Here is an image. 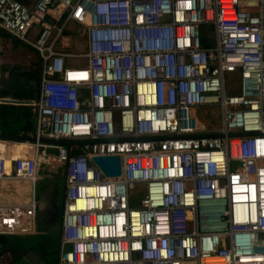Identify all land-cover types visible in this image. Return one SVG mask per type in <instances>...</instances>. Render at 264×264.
Listing matches in <instances>:
<instances>
[{
  "label": "built area",
  "instance_id": "obj_1",
  "mask_svg": "<svg viewBox=\"0 0 264 264\" xmlns=\"http://www.w3.org/2000/svg\"><path fill=\"white\" fill-rule=\"evenodd\" d=\"M33 1L0 0L42 60L33 140H0V190L32 186L0 235L37 232L38 170L62 169L58 264H264V0ZM70 26L85 48L57 51Z\"/></svg>",
  "mask_w": 264,
  "mask_h": 264
},
{
  "label": "crops",
  "instance_id": "obj_2",
  "mask_svg": "<svg viewBox=\"0 0 264 264\" xmlns=\"http://www.w3.org/2000/svg\"><path fill=\"white\" fill-rule=\"evenodd\" d=\"M20 1V0H19ZM29 1V0H28ZM21 2V1H20ZM28 6V5H27ZM38 29L33 30L31 36L33 35V39L36 36ZM72 33L68 31V29L64 33V39L68 34ZM84 36V33H81ZM85 37V36H84ZM17 39V38H16ZM18 40V39H17ZM20 41V40H19ZM22 42V41H21ZM23 46V45H22ZM25 48V55H27L28 59L25 60V68L16 71V68L11 71V75H5L7 69L4 67L3 71L0 70V105L3 107L7 106H16L19 107L21 112L24 114L25 112V123L29 120L28 112L32 114V121L34 126V131L36 129V121H37V112L34 111L31 107V103L37 102L39 100V94L32 92V87L34 82L29 79L28 75L36 74L37 64L41 62V79H42V60L38 53L25 44L23 46ZM30 48L32 50H30ZM57 51H76L82 50L78 47V49L74 50L68 47L65 44H59L56 47ZM1 55V50H0ZM1 59V56H0ZM1 62V60H0ZM25 73V76H24ZM18 86V87H17ZM41 86V82H40ZM15 88L17 90H15ZM19 89V90H18ZM40 92V87H39ZM9 99V100H17L23 101L22 105H13V104H4L1 103V100ZM31 134V133H30ZM29 134V135H30ZM0 135H3L0 133ZM28 136L18 135L12 136L20 139H15L14 141H28ZM11 136V135H6ZM22 138V139H21ZM3 140V139H0ZM30 141V139H29ZM29 146L27 145H13L10 147V154L18 158L23 156L24 153L27 154L29 150ZM7 151L5 145L0 143V153L3 155ZM40 176H51L53 173L41 167L38 170ZM8 188H10V194L5 192L4 189L0 190V201L4 203H14V204H22L26 201H29L32 196L31 191V183L25 182L20 183L19 185H15L16 183H6ZM11 186V187H9ZM9 192V191H8ZM54 191H52L51 199L48 207L46 208H38L37 210V232L32 235L25 234H9V235H0V264H58L59 258V250L61 245V233H60V218L56 217L52 212V204L55 199H53Z\"/></svg>",
  "mask_w": 264,
  "mask_h": 264
},
{
  "label": "rangeland",
  "instance_id": "obj_3",
  "mask_svg": "<svg viewBox=\"0 0 264 264\" xmlns=\"http://www.w3.org/2000/svg\"><path fill=\"white\" fill-rule=\"evenodd\" d=\"M33 0H29L28 6L31 7L33 5ZM68 31H71L72 33L68 34L64 41L65 44L76 50L78 47L80 49L85 48V37L82 36L81 33L83 31L81 30L80 27L77 26H70L68 28ZM208 37L212 41V33L209 32L207 33ZM30 39H33V35L30 37ZM0 50H1V62H0V70L3 71L4 67H6L7 71L12 70L16 68V71H19L20 69L25 68V60L28 59L27 55H25V48L22 45L16 46V43H14L11 40L7 39H0ZM7 74L5 75H11V71L6 72ZM201 114H210V116H213L214 114L216 115L217 118V109L216 108H208L205 109L204 111L200 112ZM117 121L116 124V129L119 131V122H118V115L115 113V122ZM217 122H219V119H217ZM235 170V167L233 166V169ZM62 169L59 170L58 174H53L51 176H43V179L37 183L36 188H35V200L37 202V206L40 210V208H46L49 206L48 203H50V198L53 189V185L59 180L60 182L64 181V176L62 173ZM55 194V193H54ZM54 199V197H53ZM26 201L25 203H27Z\"/></svg>",
  "mask_w": 264,
  "mask_h": 264
},
{
  "label": "trees",
  "instance_id": "obj_4",
  "mask_svg": "<svg viewBox=\"0 0 264 264\" xmlns=\"http://www.w3.org/2000/svg\"><path fill=\"white\" fill-rule=\"evenodd\" d=\"M23 4L28 5V0H20ZM209 29L204 28L202 30V42L203 46H211L212 42L209 40V37L207 33H209ZM68 34V33H67ZM0 39H7L11 40L14 43H16V46L23 45L25 46V43L17 40L15 37L4 31L3 29H0ZM30 50H32L30 48ZM36 52V51H35ZM37 53V52H36ZM37 64V72L36 74L28 75L29 79H31L34 82L32 89V92L37 93L36 96L39 94V87L41 82V62L36 63ZM25 76V73H24ZM28 118L29 120L25 123V112L24 114L21 112L19 107L16 106H7L3 107L0 105V133L3 135H11V136H18L23 135L28 136L30 133H32L34 130L33 121H32V114L28 112ZM200 120H203V117H200ZM55 183L53 186L54 196L57 198L61 197L63 191H64V181Z\"/></svg>",
  "mask_w": 264,
  "mask_h": 264
},
{
  "label": "water",
  "instance_id": "obj_5",
  "mask_svg": "<svg viewBox=\"0 0 264 264\" xmlns=\"http://www.w3.org/2000/svg\"><path fill=\"white\" fill-rule=\"evenodd\" d=\"M1 103L6 104H13V105H22L23 101H17V100H9V99H2ZM0 139L3 140H15L20 139L17 137L12 136H6V135H0ZM22 139V138H21ZM29 140V139H28ZM33 140V139H30ZM51 143H56L64 146L70 145L67 141H47ZM92 161L96 164V166L101 170V172L104 174V176L108 178H118L122 176V160L119 156H105V157H94Z\"/></svg>",
  "mask_w": 264,
  "mask_h": 264
},
{
  "label": "flooded vegetation",
  "instance_id": "obj_6",
  "mask_svg": "<svg viewBox=\"0 0 264 264\" xmlns=\"http://www.w3.org/2000/svg\"><path fill=\"white\" fill-rule=\"evenodd\" d=\"M18 87V86H17ZM15 90H17L16 88H15ZM19 90V89H18ZM51 199V198H50ZM55 199V201H54V203L52 204V210H53V214L57 217L58 216V218H60V216H61V211H62V201H63V199H64V191H63V193H62V195H61V197L59 198V196L56 198H54Z\"/></svg>",
  "mask_w": 264,
  "mask_h": 264
}]
</instances>
